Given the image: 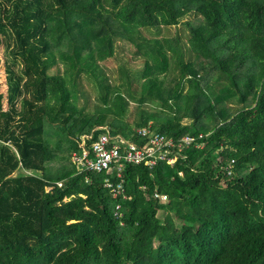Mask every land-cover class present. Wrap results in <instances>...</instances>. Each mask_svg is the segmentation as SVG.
Here are the masks:
<instances>
[{"label":"trees","instance_id":"1","mask_svg":"<svg viewBox=\"0 0 264 264\" xmlns=\"http://www.w3.org/2000/svg\"><path fill=\"white\" fill-rule=\"evenodd\" d=\"M0 27L21 63L0 93V264H264V0H0ZM148 123L197 141L125 165L117 200L51 163V134L67 161Z\"/></svg>","mask_w":264,"mask_h":264},{"label":"built area","instance_id":"2","mask_svg":"<svg viewBox=\"0 0 264 264\" xmlns=\"http://www.w3.org/2000/svg\"><path fill=\"white\" fill-rule=\"evenodd\" d=\"M134 137L138 143L122 137L114 138L108 131L100 133L96 138L94 134L84 135L78 145L80 150L71 152L70 162L80 172L104 174L103 186L108 189L113 199L117 200L124 195L125 165L142 164L152 168L157 163L164 162L174 166L182 157L181 153L197 141L195 137L189 135L183 136L178 141L165 137L151 130L149 123L145 127L136 128ZM196 147L202 148L203 145L199 143ZM234 162L232 158L226 161L224 171L227 174L233 172ZM111 176H115L118 181H113ZM153 198L160 202L167 201V197L158 193H154Z\"/></svg>","mask_w":264,"mask_h":264},{"label":"rangeland","instance_id":"3","mask_svg":"<svg viewBox=\"0 0 264 264\" xmlns=\"http://www.w3.org/2000/svg\"><path fill=\"white\" fill-rule=\"evenodd\" d=\"M182 34V32H179ZM179 34V35H180ZM14 46V43L12 39L6 41L3 34H2V28L0 27V92L3 93L4 95V100H3V107L4 109H7L6 105V88H7V83H8V76H9V69L13 70L15 74H20V69H21V63L18 60V58L14 57L12 54V47ZM133 48L129 47H124L123 46V52L118 53V57L122 59V61H127L129 58H132L133 54ZM120 60L116 59H110L108 61H105L104 63L101 64L102 69L105 71L106 75H110V71H114L117 66L120 64ZM114 76V75H113ZM109 83H112V80H110ZM94 101V96H91V102ZM79 106V103L77 104ZM49 141V146L52 151V153H55L57 158L52 161L51 163L54 164L55 167L61 166V164H58L60 161L61 163L68 164L70 160V156L67 157V161H64L66 157V153L62 149H58V141L57 138L55 137V134H51V136L47 137ZM21 171H17L14 173V175H18ZM21 173H24L23 171ZM159 217L161 218V213L158 214Z\"/></svg>","mask_w":264,"mask_h":264},{"label":"crops","instance_id":"4","mask_svg":"<svg viewBox=\"0 0 264 264\" xmlns=\"http://www.w3.org/2000/svg\"><path fill=\"white\" fill-rule=\"evenodd\" d=\"M6 90H7V88H6ZM0 93H2V92H0ZM6 95H7V91H6Z\"/></svg>","mask_w":264,"mask_h":264}]
</instances>
